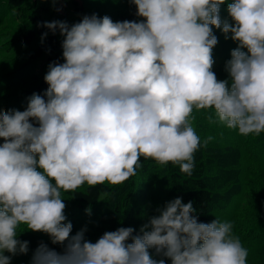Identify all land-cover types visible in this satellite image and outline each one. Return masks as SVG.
<instances>
[{"label": "clouds", "instance_id": "9594fccd", "mask_svg": "<svg viewBox=\"0 0 264 264\" xmlns=\"http://www.w3.org/2000/svg\"><path fill=\"white\" fill-rule=\"evenodd\" d=\"M129 3L138 19L93 12L71 24L37 23L62 37V62L48 63L43 95L31 93L23 110L0 111V264L29 252L21 225L61 248L41 241L29 264H248L232 221H198L193 202L180 196L135 233L120 226L93 242L85 225L70 234L62 192L122 184L141 157L193 174L201 146L193 109H212L243 136L264 132V0ZM214 29L236 44L225 79L212 70Z\"/></svg>", "mask_w": 264, "mask_h": 264}, {"label": "trees", "instance_id": "16d2710c", "mask_svg": "<svg viewBox=\"0 0 264 264\" xmlns=\"http://www.w3.org/2000/svg\"><path fill=\"white\" fill-rule=\"evenodd\" d=\"M64 1L65 15L58 16L53 0H0V111L23 110L31 93L43 95L48 63L62 62V37L38 27V22L65 20L71 24L93 12L114 21L138 19L129 0H80V5ZM73 9L80 11L78 16L68 14V10L78 13ZM226 14L222 5L221 15ZM44 32L48 34L41 39ZM214 32L218 43L212 50V70L217 79H225L224 62L236 44L225 40L219 29ZM190 120L201 140L191 176L181 172L178 164L158 165L141 157L142 167L122 184L82 185L72 193L62 192L72 233L87 225L85 238L93 242L103 232L120 226H132L135 233L158 205L180 196L184 203L193 202L198 221H232L233 232H239L242 245L248 249V264H264V132L240 135L218 122L212 109H193ZM86 208L92 213L83 217ZM18 232L20 239L29 241V252L13 256L11 264H29L32 250L41 241L61 250L45 233L24 229L23 225Z\"/></svg>", "mask_w": 264, "mask_h": 264}, {"label": "rangeland", "instance_id": "374dc122", "mask_svg": "<svg viewBox=\"0 0 264 264\" xmlns=\"http://www.w3.org/2000/svg\"><path fill=\"white\" fill-rule=\"evenodd\" d=\"M73 1H75L78 5H80L81 4V2H80V0H73ZM113 2H118V0H113ZM73 11L74 12H78V13H73V12H71L70 10H68V14L70 15V16H78L79 15V10H77V9H73ZM81 14V13H80ZM251 146H254V145H249L248 147L249 148H251ZM255 148H256V146H254ZM262 167H264V161H263V164L261 165ZM83 210V209H82ZM217 211V210H216ZM83 212V217H85V216H87V215H90L91 213H92V211H90V214L89 213H86L85 212V209L82 211ZM218 212H221V211H218ZM217 215H220L219 213H216ZM211 217L213 218V217H215L214 215H211ZM213 220V219H212ZM222 221H225V220H222ZM236 232V231H235ZM238 233V235H239V232H237ZM71 234H73V233H71ZM237 235V234H236ZM250 257V256H249Z\"/></svg>", "mask_w": 264, "mask_h": 264}, {"label": "built area", "instance_id": "2783aa9c", "mask_svg": "<svg viewBox=\"0 0 264 264\" xmlns=\"http://www.w3.org/2000/svg\"><path fill=\"white\" fill-rule=\"evenodd\" d=\"M55 2V14L58 16L65 15L66 12V3L64 0H54ZM59 8L60 10L57 11L56 9Z\"/></svg>", "mask_w": 264, "mask_h": 264}]
</instances>
